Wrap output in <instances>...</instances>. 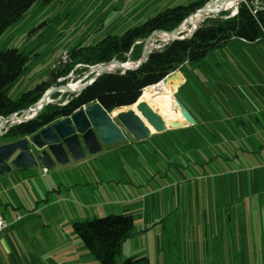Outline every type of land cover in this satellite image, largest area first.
<instances>
[{
	"label": "crops",
	"instance_id": "0c3cea01",
	"mask_svg": "<svg viewBox=\"0 0 264 264\" xmlns=\"http://www.w3.org/2000/svg\"><path fill=\"white\" fill-rule=\"evenodd\" d=\"M230 42L236 43L233 47L237 49L239 45L264 46V41L249 43L234 38ZM240 53L244 55L241 49ZM234 55L238 56V53L235 51ZM256 55L260 68L250 74V84L242 85L244 89H237L225 73L210 79L197 76L185 104L196 120L195 125L168 128L163 133H153L142 143L133 139L110 148L109 157L119 173L114 189L122 199L115 200L114 194L115 198L112 196L104 207H100V203L89 206L84 202L85 209H96L89 214L75 215L73 223L105 214H132L135 235L124 242L122 255L146 256L152 264L191 263L188 259L193 257L194 240L196 244L199 242L201 225L206 227L209 221L231 223L233 211H240V214L254 211L256 222L264 224V49L261 47ZM219 58L215 60L230 65L224 52ZM182 69L184 66L181 76L173 80L175 101L171 102L165 96L155 101H162L159 109L166 120L180 115L175 91L178 86L183 88L188 83ZM65 165L57 164L48 171L42 166L14 169L0 176V215L8 225L0 232V264H38L26 258V249L32 247L31 239L26 234L21 237L16 231L31 225L35 212L40 209L39 203L44 201L35 190L34 168L37 171L42 168V179L47 181L55 170L66 169L62 167ZM79 176L80 181L69 172L64 180H58V186H65L67 194L75 189L86 201L91 183L83 169L79 170ZM106 179L102 175L94 178L97 185L107 183ZM89 193L95 195V189L91 188ZM58 198V203H47L45 208L72 202L69 197L58 195ZM186 209L194 210L196 217L184 216L182 211ZM206 211H212V219L207 217ZM16 213L22 215L17 222ZM34 227L27 229L28 233ZM59 254L60 251L56 256L51 252L47 258L60 264Z\"/></svg>",
	"mask_w": 264,
	"mask_h": 264
},
{
	"label": "rangeland",
	"instance_id": "374dc122",
	"mask_svg": "<svg viewBox=\"0 0 264 264\" xmlns=\"http://www.w3.org/2000/svg\"><path fill=\"white\" fill-rule=\"evenodd\" d=\"M194 1L197 0H49L35 3L23 19L9 27L0 36V50L17 48L20 51L28 53L31 57L26 72L21 74L13 83L9 92L10 97L17 100L23 93L31 90L37 84L47 79L53 67L61 63L62 57L68 54L76 44H96L107 35H122L127 29L143 24L149 17L154 16L165 8L188 4ZM213 1L215 0H210L209 2ZM229 5L230 2H227V6ZM234 10L235 8H227L219 13H215L213 17L219 15L221 12H225L227 16H231ZM202 19L203 17L200 20ZM190 26L191 24L180 35L188 33ZM163 35L160 34L154 38L151 44L153 50L162 49L171 41ZM144 45L145 41L143 42V51ZM234 45L236 43L229 42L226 47L211 51L203 61L185 64L182 72L187 78L188 83L186 87H177L175 91L176 100H179L184 105L187 104L186 102L190 99V88H192L197 76H204L210 79L215 78V75L218 73L220 75H224L223 73H225L231 78L237 89H244L242 85L250 84V74L260 68V63L256 59V51L261 49V47L264 49V46L254 48L251 45H239V48L244 53V55H240V49H237V47L234 48ZM235 51L238 53V56L234 55ZM223 52L230 61V65L227 64L228 66L223 61L220 63L215 60ZM128 57L124 62L118 60L113 61L122 63L123 65L135 62L136 58L132 54H129ZM72 71H74V81L81 79L85 74H89L88 77H92L95 74L90 73V66L87 65H83L77 69L75 66ZM113 71H122V67H118ZM180 71L177 70L179 73ZM231 72L233 75H231ZM71 80L69 78L67 82L64 81V83L55 85L53 88L62 87ZM148 92L151 95L153 94L149 90ZM148 92L146 93V89L144 90L145 95L143 93V99L147 100ZM166 94L173 95V90L172 92L169 91L157 95L164 96ZM62 96L60 91L55 92L50 97L53 102L49 101L48 104L59 103L62 101ZM68 96L69 93H64V100ZM163 96H156L153 100L149 101L159 111V106L162 101H155ZM127 109L133 108L127 107L123 110ZM25 114L27 113L22 112L18 116H25ZM114 119L120 124L116 117ZM178 119H183L181 114L177 118H173V120ZM133 139L130 134H127V139L123 143L125 144L128 142L127 140ZM3 141H10V139L3 134L0 135V143ZM123 143L114 146H105L103 151L99 153L103 155L101 156L103 158L98 156V154L94 156L86 154L79 161L71 159L69 164L62 166L66 167V169L55 170V172L51 173L47 181L42 179L44 177L42 168L39 171L34 168L36 171L35 190L44 201L39 203L40 209L35 212L36 214L33 217L31 225L25 230L21 229L16 231L21 237L26 234L31 239L32 247L26 249V258L29 262L54 264L47 256L51 252L56 256L58 251H60L57 257L60 264H97L94 256L75 232L72 218L75 215L89 214L92 210L94 211L96 209L90 207L85 209V203L89 206L100 203L102 206H99L104 207L112 196L115 198L114 194L117 197L115 200L122 199L115 192L117 189H114L116 188L114 181L116 179L118 180L119 176L117 174L119 173L115 162H113L111 156L109 157V154L112 150L110 148L118 147ZM77 163L81 165H77ZM72 165H76V167L71 169L70 167ZM150 168L153 169L152 167ZM81 169L89 176L91 188H94L96 193L92 196L89 193L91 188H88L86 201L80 197L79 192L75 189L71 194H67L65 192V186H58L60 182L58 180H64V178L69 176V172L72 175H76L80 181L79 170ZM128 169L130 170V168ZM99 175L107 178V183L97 185L94 178ZM121 186L123 187L122 183ZM119 190L121 191L120 188ZM19 192L22 193L21 190ZM58 195L61 198L69 197L72 199V202H61V204L46 209L45 205L47 203L53 204L55 201L54 204H56L59 202ZM76 200L78 201L77 203L74 202ZM79 201L82 202L81 205L78 204ZM99 206L97 207L99 208ZM9 211L11 210L8 207L7 212ZM2 212L6 214L5 209ZM182 213L186 217H196L195 211L192 209L183 210ZM206 214L208 218L212 219V211H206ZM21 216L18 213L14 215L16 222L21 220ZM256 221L257 215L254 211L248 210L241 212V214L240 211H233L231 223H221L218 221L214 223L213 221H209L206 227H202L201 225L199 242L196 244L194 240V245L192 246L193 257L188 259L191 262L188 264H264V224ZM33 225L36 227L33 228L31 233H28L27 229ZM61 250L64 252L61 253ZM127 258L126 253H123L121 261Z\"/></svg>",
	"mask_w": 264,
	"mask_h": 264
},
{
	"label": "trees",
	"instance_id": "16d2710c",
	"mask_svg": "<svg viewBox=\"0 0 264 264\" xmlns=\"http://www.w3.org/2000/svg\"><path fill=\"white\" fill-rule=\"evenodd\" d=\"M39 1L49 0H0V36L23 19ZM209 1L197 0L168 7L149 17L143 24L127 29L122 35H107L96 44H76L67 54L68 64L55 65L47 79L17 100L12 99L9 92L15 80L26 72L31 57L17 48L0 50V117L8 118L35 106L48 89L67 82L68 79L61 82L58 79L66 77L78 64L94 66L113 60L124 62L129 54L136 58L135 62L139 61L143 54V42L150 35L178 29ZM234 38L249 43L264 41V0L241 1L234 16L221 12L205 18L191 37L171 40L162 49L153 50L138 68L99 75L80 93L72 94L66 104H62L65 99L63 94L62 101L48 104L34 118L12 125L5 136L14 140L31 135L95 103H100L109 112L131 106L143 96L146 88L162 82L169 74L181 70L186 63L203 61L211 51L224 48ZM156 96L163 95H155L147 100H153ZM164 96L171 102L175 101L171 94ZM73 227L97 264H152L148 257L138 255L121 261L124 242L135 235V223L130 213L75 221Z\"/></svg>",
	"mask_w": 264,
	"mask_h": 264
},
{
	"label": "water",
	"instance_id": "95a60500",
	"mask_svg": "<svg viewBox=\"0 0 264 264\" xmlns=\"http://www.w3.org/2000/svg\"><path fill=\"white\" fill-rule=\"evenodd\" d=\"M229 1L232 0L209 2L189 18L195 19L200 14L203 16L201 21H204L205 18L212 17L215 13L227 9L226 5ZM240 2L241 0H237L238 5ZM216 6L220 7V9H214ZM237 12L238 8L235 14ZM200 23H194L193 28L184 35H180L183 30L178 29L171 32H154L145 40L142 58L137 62H133L132 65H128V67L116 61H111L107 64H116L122 67L124 72L138 68L153 51L151 44L156 36L166 34L170 40L189 38L199 28ZM106 72L108 71L104 66L99 75ZM172 76L179 78L181 75L175 71L163 81L169 82ZM89 84L86 83L76 91L71 89L68 84L62 86V88L78 94ZM59 90L60 87L48 90L35 107L27 110L28 112H35V115L21 120V122L34 118L48 104L50 97ZM177 103L183 119L165 120L147 101L139 99L133 104L136 106L135 109L121 110L114 116L119 120L120 124L111 115L113 111L119 108L109 112L100 103L85 106L72 115L56 120L31 135L10 140L0 145V176L10 173L14 169L23 170L42 166L45 171H48L55 168L57 164L64 165L69 163L71 159L79 161L86 154L92 156L99 154L105 146H114L125 142L127 134H130L138 141H144L150 138L153 133L165 132L170 126L171 128L179 129L195 125L196 120L185 105L179 100H177ZM15 118L16 116L3 120V123L15 120Z\"/></svg>",
	"mask_w": 264,
	"mask_h": 264
},
{
	"label": "built area",
	"instance_id": "2783aa9c",
	"mask_svg": "<svg viewBox=\"0 0 264 264\" xmlns=\"http://www.w3.org/2000/svg\"><path fill=\"white\" fill-rule=\"evenodd\" d=\"M242 1H246V0H242ZM238 3L235 5V10H234V12H232V15L231 16H233L234 14H235V12H236V10H237V8H238ZM69 58H68V55L67 54H65L63 57H62V59H61V65H63V66H65L66 64H68L69 62V60H68ZM83 65H81V64H78V65H76V69L77 68H80V67H82ZM106 67L107 68V71L108 72H113V70L114 69H116V68H118L119 66L118 65H116V64H113V65H108L107 63H101V64H98V65H94V66H90V73H95L92 77H88L89 76V74H85L81 79H79V80H77V81H74L75 79H74V71H72V72H70L66 77H61V78H59L58 79V82H61V81H63V80H65V79H69V78H71L72 80L68 83V85L70 86V85H78L75 89H73V90H79L83 85H85L86 83H91L92 82V80H94L95 78H96V76H98L101 72H102V69H103V67ZM122 73L124 72V70H122L121 71ZM51 89H53V88H51ZM60 93H62V95L64 94V93H69V96H68V98L66 99V100H64L63 101V103L62 104H66L68 101H69V98L71 97V95L72 94H77V93H75V92H70V91H66V89H64V88H62V87H60ZM49 101L50 102H53V100H52V98L51 99H49ZM31 108H33V107H31ZM24 113H27V114H25V116H18V113H16V114H14V115H12V116H10V117H8V118H3V117H0V135H3V134H5L7 131H8V129L12 126V125H14V124H16V123H20L21 122V120H24V119H27L28 117H31V116H34L35 114V112H28L27 110L26 111H24ZM14 116H16V118H15V120H12V121H7V122H5V123H3V120H6V119H9V118H12V117H14ZM7 227H8V225H6V223H5V221H4V219L2 218V216L0 215V232H2V231H5L6 229H7Z\"/></svg>",
	"mask_w": 264,
	"mask_h": 264
},
{
	"label": "bare ground",
	"instance_id": "6f19581e",
	"mask_svg": "<svg viewBox=\"0 0 264 264\" xmlns=\"http://www.w3.org/2000/svg\"><path fill=\"white\" fill-rule=\"evenodd\" d=\"M226 1H228V0H226ZM230 2V5L229 6H227V8H235V5L237 4V0H235V1H229ZM220 7H218V6H216L214 9H219ZM203 16H201L200 14H198L196 17H195V19H193V18H189V19H187L186 20V22L183 24H181L179 27H178V30H187L188 29V25L189 24H191V26L189 27L190 29L189 30H191L192 28H193V25H194V23H196V22H199V21H201L200 19L202 18ZM164 35H166V34H164ZM163 35V36H164ZM164 37H167V36H164ZM128 65H132L131 63H129V64H125V67H128ZM174 78H175V76H172V79L168 82V81H163V82H160V83H158V84H156V85H153V86H150V87H148V88H146V93L148 92V90L151 92V93H153L152 95L149 93V95H148V98H150V97H152V96H155V95H157V94H160V93H165V92H169V91H171L172 92V90H174V87L175 86H172L173 85V80H174ZM165 82V83H164ZM168 83V84H167ZM78 85H70V88L71 89H75L76 87H77ZM176 88V87H175ZM144 95H145V93H144ZM140 100H145V101H147L146 99H143L142 97L140 98ZM151 106H153L149 101H147ZM130 107H133V109H135V105H131V106H129L128 108H130ZM127 108V107H126ZM153 108L155 109V110H157L154 106H153ZM124 108H119V109H117V110H115V111H113L112 113H111V115L114 117L119 111H121V110H123ZM157 112L158 113H160L161 114V112L159 111V110H157ZM162 115V114H161ZM163 116V115H162ZM164 117V116H163ZM166 120V119H165Z\"/></svg>",
	"mask_w": 264,
	"mask_h": 264
}]
</instances>
